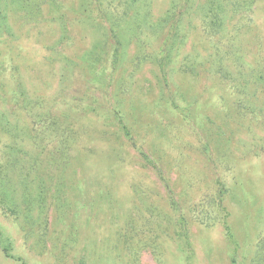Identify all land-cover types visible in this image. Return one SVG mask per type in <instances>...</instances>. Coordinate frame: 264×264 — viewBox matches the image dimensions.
I'll return each mask as SVG.
<instances>
[{"label": "rangeland", "instance_id": "rangeland-1", "mask_svg": "<svg viewBox=\"0 0 264 264\" xmlns=\"http://www.w3.org/2000/svg\"><path fill=\"white\" fill-rule=\"evenodd\" d=\"M148 1L115 22L121 44L113 69L94 62L111 55L110 22L77 14L82 0L65 4L68 16L83 22L47 20L48 6L37 22L8 13L1 52L19 54V71L0 73V170L13 200L12 207L0 204V264H250L264 237V114L237 106L241 94L210 72L216 37L201 27L204 0H190L179 22L184 40L164 75L151 57L159 56L164 31L156 21L170 0ZM245 1L252 21L238 29L229 9H214L235 37L236 53L255 65L264 0ZM16 75L25 98L15 94ZM254 80L243 94L264 107V93L256 91L262 83ZM28 101L44 115L29 116L22 108ZM133 141L162 179L139 160ZM21 170L28 172L25 195ZM219 183L229 234L216 207L210 226L189 211ZM169 196L179 210H171ZM180 216L187 241L173 233Z\"/></svg>", "mask_w": 264, "mask_h": 264}, {"label": "trees", "instance_id": "trees-1", "mask_svg": "<svg viewBox=\"0 0 264 264\" xmlns=\"http://www.w3.org/2000/svg\"><path fill=\"white\" fill-rule=\"evenodd\" d=\"M82 8L79 9L78 13L79 15H87L90 16L89 13L95 14V17L103 22H110V33L108 35V43L110 44L112 51L109 58H101V56H104V52L102 54H92L91 56H100L94 59V62H97L99 60H102L104 62H108L110 65V69H113L118 62L119 59V47L121 44V41L118 37V31L115 29L114 24L115 22H121L122 19L125 17H128V10H131L132 7H134L135 4H146L149 1L148 0H82ZM216 0H204L202 4H199V9L203 10L202 15L199 17L201 22V27L205 31L206 35L208 37H216L214 40V43L212 45V50L210 51V72L217 76L221 80L230 81L232 88L234 87L238 93L241 94V96H238L236 98L237 100V106H240L241 103L244 105V108H247L250 113H255V110H258L262 114H264V107H257V106H251L250 101L245 98L244 94H247L244 90L247 87V84H249V80L255 79L254 82L262 83V86L260 90L256 91H262L264 93V43L259 44L257 46V56H256V63L255 65H251L246 61L245 58L242 57V55L236 53L235 44H234V36L229 33H225V26L223 24L221 14L219 12H227L229 9L230 16L234 19V22L237 24L233 25L235 28H237V25L241 26H247L250 21H252V18L250 16V7L249 2L246 3L245 0H218V3L215 4ZM43 6L50 7V10L48 11L49 14L47 20H53L57 22H83L82 18H76L75 16H68V13L72 10L68 9V6L65 4V0H0V36L3 33L10 32V26L8 25L9 17L8 13H20L23 12L25 19L29 18L33 21L37 22L42 20V14H43ZM145 6V5H143ZM228 6V8H227ZM231 6V7H230ZM187 7H191L190 0H170L169 6L167 10L164 12L163 15H161L156 22H161L162 24V30L164 31V40L162 44L160 45L157 54L159 56H156L155 54L153 57H151L152 61H155L159 64L160 70L165 75V66L170 61V58L172 56V52L177 45L178 42H181L184 40V34H182V29L179 28V22H181V19L183 17V14L185 13V10ZM230 7V8H229ZM214 8H221V11H216ZM84 11H86V14H84ZM21 17V15H20ZM89 18V17H88ZM220 19V21L218 20ZM91 19V18H89ZM94 20V19H92ZM89 20V21H92ZM166 26L168 27V30L166 29ZM165 27V28H163ZM64 29H67L66 25L63 27ZM238 29V28H237ZM67 31V30H66ZM166 31V34H165ZM225 34V36H224ZM65 35V34H64ZM68 35V34H66ZM183 39V40H182ZM113 42V43H112ZM1 42L0 39V54L2 53V56L0 58V73H5L6 69H11L9 77L12 76L13 70L16 71V73L19 71V54L16 55V53H12L13 50L8 48V52L4 53L1 52ZM94 53V52H93ZM107 54V53H106ZM105 54V55H106ZM187 57V56H185ZM138 58V56H137ZM205 58V57H204ZM207 58V57H206ZM204 60H207V59ZM140 60V59H138ZM208 61V60H207ZM206 62V61H204ZM209 62V61H208ZM91 63V62H90ZM201 63V61L199 62ZM205 64V63H202ZM189 63L187 64L185 61L182 63L181 68L184 71H190ZM13 77V76H12ZM15 82H17V88L15 91L16 96L19 98H25L26 89L22 84L21 76L16 75ZM259 87V85H258ZM18 102V101H17ZM30 103L28 106L22 107L24 110H26L27 114L31 117H39L43 116L44 114H41L38 111H34L33 102L28 101ZM36 103V102H35ZM37 105V104H34ZM254 108V109H253ZM114 116L121 120L120 115L118 114V108L115 107V110L113 111ZM5 112L0 110V117H5ZM45 120V119H43ZM9 125L6 120V126ZM47 126V124L45 125ZM130 140H132V137L127 136ZM131 145L135 148V150L138 152L139 157L145 166H149L151 169H153V172L157 178L162 179V170L158 166V164L154 161V159L147 154L139 145L133 141ZM205 150L207 149L206 146ZM0 173L2 171L0 170ZM28 172L22 173V170L20 172V177H22V183H23V194H28V187L25 185L27 174ZM6 174L2 173V176L0 174V204L9 205V207L13 206V200L12 197H9L11 193L7 192V186H6ZM218 190L209 197H206L205 200L200 202H195L192 204V207L189 208V211L192 215V217H196V219L199 221V223L210 226L215 222L214 216H211V213L214 212L215 207L217 211L222 212V218L221 222L224 224L225 231L227 234H229V227L226 223V212L225 208L222 205V198L226 191V188L223 183H219ZM45 191L41 190L40 195ZM169 204L171 207V210L177 211L179 210V206L177 205V202L174 198L169 196ZM151 213V211L149 210ZM151 214H148V217ZM149 220L146 219V223ZM211 220V221H210ZM186 221L183 216H180L176 222H173L174 230L173 233L179 235L181 238H183L185 241L188 240V229L186 226ZM148 224V223H147ZM126 225H128V220L126 221ZM131 225V224H130ZM145 225V223H144ZM133 225H131V228ZM176 229V230H175ZM232 263L234 264V260H232ZM250 264H264V237H259L256 240L255 243V252L254 256L251 259Z\"/></svg>", "mask_w": 264, "mask_h": 264}]
</instances>
